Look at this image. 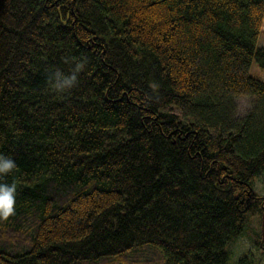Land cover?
I'll return each instance as SVG.
<instances>
[{
	"label": "trees",
	"instance_id": "obj_1",
	"mask_svg": "<svg viewBox=\"0 0 264 264\" xmlns=\"http://www.w3.org/2000/svg\"><path fill=\"white\" fill-rule=\"evenodd\" d=\"M263 21L264 0H0V154L17 165L0 264H227L257 213L264 238Z\"/></svg>",
	"mask_w": 264,
	"mask_h": 264
},
{
	"label": "rangeland",
	"instance_id": "obj_2",
	"mask_svg": "<svg viewBox=\"0 0 264 264\" xmlns=\"http://www.w3.org/2000/svg\"><path fill=\"white\" fill-rule=\"evenodd\" d=\"M258 45L264 46V21L258 38ZM250 73L264 80V68L256 60H253L251 64ZM233 102L235 104L234 117H240L251 107L252 96H235ZM255 189L264 196V175L256 181ZM261 218V213L252 215L244 232L230 243V256L227 264H235L236 260L245 253H250L256 264H264V238L262 236L263 224Z\"/></svg>",
	"mask_w": 264,
	"mask_h": 264
},
{
	"label": "clouds",
	"instance_id": "obj_3",
	"mask_svg": "<svg viewBox=\"0 0 264 264\" xmlns=\"http://www.w3.org/2000/svg\"><path fill=\"white\" fill-rule=\"evenodd\" d=\"M83 67L76 63L69 72L55 69L49 75L52 88L57 92H65L76 86L78 73ZM16 162L10 156L0 154V175L10 173L16 168ZM16 185L15 183L0 182V219H7L15 214Z\"/></svg>",
	"mask_w": 264,
	"mask_h": 264
}]
</instances>
